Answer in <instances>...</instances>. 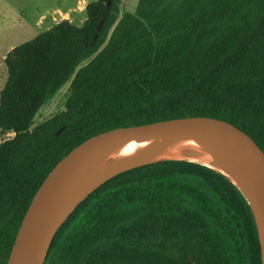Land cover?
I'll use <instances>...</instances> for the list:
<instances>
[{"label": "trees", "instance_id": "trees-1", "mask_svg": "<svg viewBox=\"0 0 264 264\" xmlns=\"http://www.w3.org/2000/svg\"><path fill=\"white\" fill-rule=\"evenodd\" d=\"M120 3L96 0L80 27L62 20L3 60L0 133L13 137L0 143V264L48 174L95 136L204 117L234 126L264 154V0H139L134 14L118 18ZM68 82L64 111L31 128ZM227 209L246 229L248 250L234 258L224 242ZM161 222L181 229L161 235L170 251H145L161 264H260L240 192L182 161L128 170L99 186L59 227L44 264H122L113 261L117 251L109 254L122 233L153 235L166 230Z\"/></svg>", "mask_w": 264, "mask_h": 264}, {"label": "water", "instance_id": "water-1", "mask_svg": "<svg viewBox=\"0 0 264 264\" xmlns=\"http://www.w3.org/2000/svg\"><path fill=\"white\" fill-rule=\"evenodd\" d=\"M109 6L110 1L107 8ZM151 140L193 142L208 148L227 163L235 178V188L253 214L260 240V262L264 264V199L260 207L257 197L250 194L247 186L248 172L264 179V154L250 137L234 126L204 117L115 129L77 146L56 164L36 192L7 264H44L54 235L74 208L99 186L122 173L120 169L96 185L86 188L83 182L89 164L105 149L122 141L145 143ZM38 206L40 211L35 220L34 236L31 238L32 254L27 259L18 260L16 254L25 221Z\"/></svg>", "mask_w": 264, "mask_h": 264}, {"label": "rangeland", "instance_id": "rangeland-1", "mask_svg": "<svg viewBox=\"0 0 264 264\" xmlns=\"http://www.w3.org/2000/svg\"><path fill=\"white\" fill-rule=\"evenodd\" d=\"M72 1L74 0H0V91L3 89L7 80L3 59L5 58L9 49L31 41L35 36L42 33L44 30L43 26L35 27V13L48 10L52 11V9L57 8H59V10L65 11L66 9H64V6L66 4L70 5ZM86 1L92 3L96 0ZM138 1L139 0H121L118 18L122 17V15L126 13L134 14ZM85 64L86 63H83L80 66H84ZM69 83L70 82L62 87L54 97L49 99L41 107L35 119L33 120L31 128L36 127L38 124L64 111V105L69 96ZM12 137L13 135L10 133H0V143L11 139ZM170 160L175 161L170 157H167L158 160L157 163L168 162ZM147 165L151 164H144V162L137 163L127 170H132ZM125 171L126 170H122L121 172L123 173ZM251 215L256 230L260 257V240L258 229L252 212ZM221 216L224 217V242L229 257L234 258L237 254L245 253L248 250V243L246 241L245 235L246 229L243 225L241 217L237 214L231 213L229 209L225 210ZM161 225H163V228L165 227L166 230L155 232L153 235L144 234V231L139 229L128 230L122 233L120 241L116 242L112 248L113 252L109 253L112 255L115 251H117V256L113 258V261L117 260L122 264H161L156 259L145 254V251H170V246L160 240L161 238H165L164 236L161 237V235H163L167 230H170L171 232L176 230L175 233L181 231V229H177V224L169 226L164 225L163 222H161ZM191 249H197L196 245L193 244Z\"/></svg>", "mask_w": 264, "mask_h": 264}, {"label": "bare ground", "instance_id": "bare-ground-1", "mask_svg": "<svg viewBox=\"0 0 264 264\" xmlns=\"http://www.w3.org/2000/svg\"><path fill=\"white\" fill-rule=\"evenodd\" d=\"M167 157L175 162L204 166L223 176L236 187L231 169L214 152L193 142L167 140H151L145 143L122 141L114 147L105 149L89 164L83 186L92 187L116 171L127 170L137 163L155 164ZM247 186L250 194L257 197V203L261 207L264 199V179L248 172ZM39 211L40 206L33 210L25 221L23 236L16 254L18 260L27 259L32 254L31 238L34 236L35 220Z\"/></svg>", "mask_w": 264, "mask_h": 264}, {"label": "crops", "instance_id": "crops-1", "mask_svg": "<svg viewBox=\"0 0 264 264\" xmlns=\"http://www.w3.org/2000/svg\"><path fill=\"white\" fill-rule=\"evenodd\" d=\"M88 4H90V2H87L86 0H74L71 2L70 5L66 4L64 6V9H66L65 11L59 10V8H57V9H52V11L48 10L44 12H36L35 13L36 20L34 25L35 27L43 26L44 30L42 33L50 30L52 27H54L62 20H67L71 25L80 27L83 24V22L86 20L85 7ZM12 49L13 48H10L9 51Z\"/></svg>", "mask_w": 264, "mask_h": 264}]
</instances>
